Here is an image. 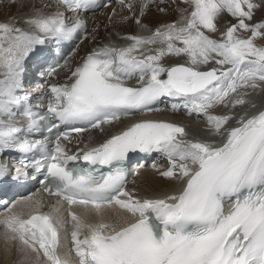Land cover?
<instances>
[{"label": "snow or ice", "instance_id": "obj_1", "mask_svg": "<svg viewBox=\"0 0 264 264\" xmlns=\"http://www.w3.org/2000/svg\"><path fill=\"white\" fill-rule=\"evenodd\" d=\"M56 2L74 19L36 9L24 20L27 28L15 18L0 22V153H21L11 172L0 164V181L34 179L32 168L42 176L43 191L58 198L50 211L32 196L13 203L0 215L6 239L18 241L44 264H69L60 248L61 231L70 223L78 264H264V109L251 115L234 111L244 105L255 109L249 90H264V46L256 43L264 39V22L246 23L260 5L254 0H182L191 10L181 9L179 21L151 35L123 37L131 41L125 47L93 49L70 83L46 86V111H41L42 104L33 106L23 94L26 59L47 41L86 38L83 13L111 0ZM117 3L129 10L134 6V0ZM150 3L141 0V17ZM223 13L238 23L216 40L206 32L218 31ZM240 30L251 35L241 38ZM168 56L188 59L167 66L162 61ZM209 63L217 67L200 70ZM133 79L138 81L134 86L128 83ZM164 99L179 101L172 104L174 110L203 114L214 139H191L185 126L174 122L140 120L74 153L63 143L86 128L62 131L61 125L104 132V126L126 117L158 111ZM220 105L229 111L210 112ZM37 134L42 139L28 138ZM153 152L169 162L160 175L182 187L162 197H138L127 190L123 165L132 153ZM102 166L108 171L102 172ZM64 203L67 223L60 215ZM21 204L31 208L27 216L17 210ZM73 207L84 211L78 214ZM116 209L124 214L121 222L105 218Z\"/></svg>", "mask_w": 264, "mask_h": 264}, {"label": "bare ground", "instance_id": "obj_2", "mask_svg": "<svg viewBox=\"0 0 264 264\" xmlns=\"http://www.w3.org/2000/svg\"><path fill=\"white\" fill-rule=\"evenodd\" d=\"M162 1V0H161ZM164 1V0H163ZM264 1V0H263ZM262 0L256 1L255 3L259 4L263 7L261 11H258V16L262 17L264 14V3ZM128 2V0H126ZM167 2H173L177 4V7L172 8V19L174 22L180 20L181 9L188 8V5L184 4L182 0H167ZM262 3V4H261ZM3 13L0 16V22L9 21L12 18H15L18 22V25L22 28H27L28 26L24 23V20L27 17H30L34 10L39 9L45 14L55 13L57 11L61 12L60 6L57 4L56 0H5L3 1ZM45 5H51L50 7H44ZM154 5V1L150 3L147 9L144 11V15L141 17V0H134V6L131 10L127 7H121L118 3L114 6L104 9L100 14H93L92 16H84V18L88 19L91 24V29L94 24L99 23L101 21H109L111 24L110 30H108L102 38H97V40L92 43L90 46H84L87 42L82 44V49L80 53L68 60L62 68L56 70L51 77V84H64L70 83V77L72 72L78 67V63L81 62V59L89 54L93 49H98L106 44H112L116 47H125L131 43V41L123 39L128 35H151L154 30L151 28L150 20H148L147 16L150 12L151 6ZM15 6V12L11 14V8ZM190 11L191 9L188 8ZM186 14V13H185ZM140 18L141 24L136 23V19ZM164 18V17H163ZM226 20H232L235 23H238L236 18H233L228 13H223L220 17ZM247 23V22H246ZM141 25H147V28L142 27ZM90 29V30H91ZM207 34V33H206ZM212 38V37H211ZM153 49L157 46H151ZM80 55H82L80 57ZM77 58V63L74 64V60ZM186 56H168L165 57L162 63L167 66H172L175 64L185 63L187 61ZM213 67H217L214 63H209L207 65H201L200 70H208ZM0 79H3V76H0ZM130 85H136L138 81L136 79L128 81ZM264 87V86H262ZM251 95L248 97L251 101L256 104V108L253 109L249 105L238 106L234 111L237 115L243 114L244 112H248L249 115L253 114L255 111L259 109H264V90H256L252 91ZM41 100L47 101V96L45 94H41ZM174 102L179 103V101L174 100ZM229 111V109L225 108L223 105L216 107L215 109H211L210 112L212 114H223ZM140 120H165L174 122L180 125L185 126L186 131L189 134V138L191 139H214L209 134V128L206 118L203 114H189L188 111L182 107L174 110V109H165L159 112L153 113H145L133 115L128 118H124L122 121L115 122L112 125L104 126V132H101L99 129L87 131L81 137L82 141L74 143V142H65L67 148L70 152H76L79 148H83L85 145L98 144L107 139L110 135L119 132L126 125H129L133 122H137ZM162 160L160 164L153 166L142 168L139 171V174L136 176L132 184L129 185L128 191L137 195L138 197H162L166 193L171 192L173 190H178L182 187L181 184L173 181L171 179L165 178L160 175V172L166 171L169 168V162L165 156L162 155ZM165 163L166 166L163 168L162 164ZM32 196L34 199L43 200L45 203V207L43 211H48L49 208L55 204L54 199L44 196L39 190H35L33 193L25 194L18 198L16 201H13L8 206L0 210V215H3L7 212V209L15 202L22 201L23 198ZM60 215L64 218L66 223L70 220L68 213L61 207ZM75 212L78 214L83 213V209L79 207L73 208ZM17 210H23L25 216L31 211V208L24 207L22 204L18 206ZM65 212V214L63 213ZM123 213H121L118 209L109 210L105 214V218L112 222H121ZM95 219V217H92ZM71 225L67 223L66 228L63 230L62 238L63 244L70 246L72 250V242H71ZM74 253V252H73ZM75 254V253H74ZM0 264H44L43 258L37 259L35 253L31 252L30 249H23L18 241H11L6 239L5 230L3 226H0Z\"/></svg>", "mask_w": 264, "mask_h": 264}, {"label": "rangeland", "instance_id": "obj_3", "mask_svg": "<svg viewBox=\"0 0 264 264\" xmlns=\"http://www.w3.org/2000/svg\"><path fill=\"white\" fill-rule=\"evenodd\" d=\"M3 1L5 0H0V16L5 13L3 12ZM154 1V5L151 6L150 8V12L148 13V20H150V25L151 28L155 31L157 28L162 27L163 25H167V24H171L174 23V20L172 19V8L174 7V9L177 7V4L173 3V2H167V0L165 1H161V0H153ZM259 1V0H256ZM263 1V0H262ZM264 3V1H263ZM262 4V3H261ZM263 9L262 6L258 7L257 9L254 10V14H253V18L252 20L248 21L246 20L247 23L249 24H256V23H261L264 22V15L262 17L258 16V11H261ZM15 12V6L11 8V14ZM264 14V13H263ZM4 15V14H3ZM164 17V18H163ZM236 24L235 22H233L232 20H226L225 18H219L217 21V27H218V31L217 32H206L207 35H209L210 37H212L213 39L216 40H220L222 38V33L227 31L228 27H231L232 25ZM111 28V24L109 23V21H101L99 23H96L93 25L92 29L89 32L88 35V39L87 42L84 44V46H90L92 43H94L97 38H102L104 36V34L110 30ZM238 35L241 38H248L251 33L249 32H245L243 30H240L238 32ZM256 43L259 46H264V39H258L256 41ZM82 55H80L81 57ZM76 62V59L74 60ZM49 84H51V79L49 80ZM83 137H79L77 139V142L82 141ZM163 166L161 167H165L166 164L163 163Z\"/></svg>", "mask_w": 264, "mask_h": 264}]
</instances>
